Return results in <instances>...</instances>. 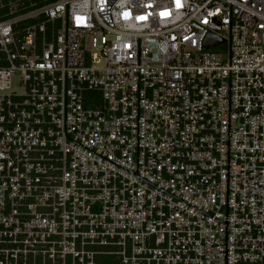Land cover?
Segmentation results:
<instances>
[{
	"label": "built area",
	"instance_id": "built-area-1",
	"mask_svg": "<svg viewBox=\"0 0 264 264\" xmlns=\"http://www.w3.org/2000/svg\"><path fill=\"white\" fill-rule=\"evenodd\" d=\"M225 229L264 264V0H0V264H225Z\"/></svg>",
	"mask_w": 264,
	"mask_h": 264
},
{
	"label": "trees",
	"instance_id": "trees-1",
	"mask_svg": "<svg viewBox=\"0 0 264 264\" xmlns=\"http://www.w3.org/2000/svg\"><path fill=\"white\" fill-rule=\"evenodd\" d=\"M9 0H4L7 3ZM16 3L17 9H24L25 12L47 6L57 0H13ZM23 11V10H22ZM21 12V11H20Z\"/></svg>",
	"mask_w": 264,
	"mask_h": 264
},
{
	"label": "water",
	"instance_id": "water-1",
	"mask_svg": "<svg viewBox=\"0 0 264 264\" xmlns=\"http://www.w3.org/2000/svg\"><path fill=\"white\" fill-rule=\"evenodd\" d=\"M222 43L220 39H209L206 47L209 48L211 46H216L218 44ZM227 244H228V229H225V264H228V250H227Z\"/></svg>",
	"mask_w": 264,
	"mask_h": 264
},
{
	"label": "rangeland",
	"instance_id": "rangeland-1",
	"mask_svg": "<svg viewBox=\"0 0 264 264\" xmlns=\"http://www.w3.org/2000/svg\"><path fill=\"white\" fill-rule=\"evenodd\" d=\"M20 75L16 74L15 78H14V87L16 86V82L19 80Z\"/></svg>",
	"mask_w": 264,
	"mask_h": 264
}]
</instances>
